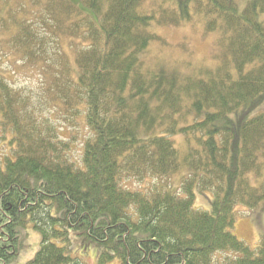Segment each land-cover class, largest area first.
I'll return each mask as SVG.
<instances>
[{
	"label": "trees",
	"instance_id": "1",
	"mask_svg": "<svg viewBox=\"0 0 264 264\" xmlns=\"http://www.w3.org/2000/svg\"><path fill=\"white\" fill-rule=\"evenodd\" d=\"M35 1L34 22L4 25L8 43L20 60L46 67L48 42H81L76 70H54L53 101L73 118L82 113L90 136L76 166L61 132L41 127L0 76V125L11 134V155L0 160V264L17 259L29 220L42 238L27 264H81L56 245L69 244L70 230L97 247L98 264H214L218 252L237 255L220 264H264V236L250 248L231 233L235 206L264 203V112L232 118L264 101V0L241 11L235 0H164L150 14L144 0ZM195 16L216 35V69L179 86L145 72L138 56L157 38L151 23L179 27ZM191 113L202 120L187 124ZM176 135L197 144L182 162ZM181 166L192 173L183 196L122 187L130 178L168 181ZM250 176L262 179L258 188ZM195 188L214 192L209 212L193 208Z\"/></svg>",
	"mask_w": 264,
	"mask_h": 264
},
{
	"label": "rangeland",
	"instance_id": "2",
	"mask_svg": "<svg viewBox=\"0 0 264 264\" xmlns=\"http://www.w3.org/2000/svg\"><path fill=\"white\" fill-rule=\"evenodd\" d=\"M161 1L164 0H144L140 10L150 14L153 10L158 9L157 5ZM247 1L235 0L239 11L244 8ZM35 4V0H0V76L6 79L15 91L20 92L27 102V113L37 120L41 127L47 125L46 121H48L49 124L61 132L60 138L70 144L71 161L76 163V166H80L82 144L90 136V131L84 122L82 113L73 118L58 102L53 101L56 90L51 79L55 75L54 70L60 69L59 65L62 68L64 63L76 70L74 56L75 52L82 48L81 42L77 40L73 42L63 41L61 46L51 42L46 44L48 56L44 59V62L52 68V72L42 63L27 64L20 60L8 43L11 32H5L4 29V25L12 23V19L18 21L24 19L34 22V18L42 11L41 7H36ZM173 7L175 6L173 5ZM149 29L158 39L153 40L147 49L138 56L145 72L153 75L160 74L163 79L174 81L179 86L184 83L185 79L205 78L206 74H210L216 69L217 65L214 60L218 54V48L215 44L216 35L205 34L203 24L197 16L193 17L190 22L182 23L179 27L159 26L152 22ZM63 58L68 63L63 61ZM185 104L188 105V103ZM262 112H264V101L254 110H243L238 116H232V118L235 124H239L244 119H251ZM156 119L159 121V116ZM194 120H202V116L196 118L192 113L189 114L187 124H192ZM158 132L159 128H155L154 133L158 134ZM169 138L173 141L175 149L178 150L180 162L189 153L190 149L197 148V144L192 137L189 143L182 135ZM10 139V132L8 130L4 131L0 125V160L11 155ZM191 174L187 167L181 166L179 172L174 174L168 181L163 179L137 181L130 178L124 180L122 187L129 191H140L149 194L154 189L162 186L168 188L170 194L183 196L180 191L181 182ZM263 178L264 172L262 174ZM262 179L255 181L250 176L251 184L256 188H258ZM194 194L193 208L198 211L209 212L214 192L199 193L198 189L195 188ZM50 214L53 215V213ZM234 215L235 222L231 233L250 248L257 247L260 239L264 236V203L253 210L239 205L235 206ZM39 223L42 222L39 220L37 224ZM35 225L36 222L33 220H29L27 223L22 233V247L13 264H27L39 250L42 236ZM56 245L58 247H69V255L78 259L81 264H98L99 251L97 247L86 242L83 237H78L72 230L69 232V244L57 242ZM235 256L237 255L218 252L214 255L213 261L214 264H216V261L220 264L225 257L232 258ZM107 264H119V261L113 260Z\"/></svg>",
	"mask_w": 264,
	"mask_h": 264
}]
</instances>
